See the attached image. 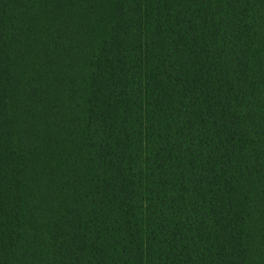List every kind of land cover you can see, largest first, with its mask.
I'll use <instances>...</instances> for the list:
<instances>
[{"label": "trees", "instance_id": "16d2710c", "mask_svg": "<svg viewBox=\"0 0 264 264\" xmlns=\"http://www.w3.org/2000/svg\"><path fill=\"white\" fill-rule=\"evenodd\" d=\"M0 264H264V0H0Z\"/></svg>", "mask_w": 264, "mask_h": 264}]
</instances>
